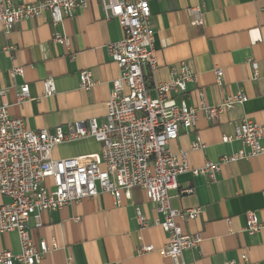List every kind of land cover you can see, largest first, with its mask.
Here are the masks:
<instances>
[{
    "label": "crops",
    "instance_id": "obj_1",
    "mask_svg": "<svg viewBox=\"0 0 264 264\" xmlns=\"http://www.w3.org/2000/svg\"><path fill=\"white\" fill-rule=\"evenodd\" d=\"M32 3L35 0H23ZM264 0H159L149 3L153 29V52L156 69H143L151 97L153 85L170 79L171 68L183 65L194 77L186 91L177 96L187 106L198 105V91H203L209 106H218L227 97L242 91L247 96L243 105L225 110L209 120L197 114L190 131L180 129L178 138L169 143L173 153L184 151L190 169H200L206 162L217 163L223 156L236 153L241 145L234 141L222 143L244 118L263 127L261 145L264 149ZM202 25L194 26L195 12ZM59 33L70 41L69 50L51 42ZM122 31L116 19L105 20L98 1L91 0L72 19L53 27L47 13L16 25L4 33L0 24V105L7 106L10 117L22 119L29 129L52 132L57 125L94 119L104 122L106 103L112 81L119 69L106 53L108 44L117 42ZM3 47H14L10 53ZM72 58V59H71ZM250 61V62H248ZM251 63L261 77L251 81ZM22 68L23 74L12 80L9 72ZM222 71L216 83L215 71ZM89 70L94 87L79 89V71ZM51 77L56 93L43 98L41 82ZM27 84L29 99L17 103L19 87ZM199 139L201 150L190 145ZM66 148V152L61 151ZM101 145L93 138L64 143L53 149L55 159L90 157L100 152ZM177 189L169 192L174 209L199 208L192 221L181 223L184 233H199L198 248L184 252L188 264H264V227L252 235L244 231L248 212L254 213L264 225V152L256 157L223 163L211 180L190 172L177 176ZM191 189L180 195L179 191ZM8 199L0 195V205ZM136 210L146 218L140 231ZM41 226L30 219V236L57 249L49 252L40 264H171L157 252L138 255L140 246L162 248L167 235L157 225L161 216L144 192L133 189L129 200L115 205L112 197L101 194L92 199L65 205L42 213ZM17 254L19 240L14 232L0 234V252ZM17 264V263H15Z\"/></svg>",
    "mask_w": 264,
    "mask_h": 264
},
{
    "label": "built area",
    "instance_id": "obj_2",
    "mask_svg": "<svg viewBox=\"0 0 264 264\" xmlns=\"http://www.w3.org/2000/svg\"><path fill=\"white\" fill-rule=\"evenodd\" d=\"M90 1L35 0L26 3L0 0V24L3 32L8 33L20 22L47 13L51 26L56 27L64 19H72L76 11L86 9ZM96 1L105 20L116 19L122 31L120 40L106 46L107 56L118 67L119 76L112 81L104 122L97 124L90 119L57 125L52 132L46 129L33 131L22 119L10 117L7 106L0 105V195L8 199V203L0 205V234L16 233L20 245L17 254L1 251L0 264H40L49 252L57 249L55 242L51 245L43 240L33 242L30 219H34L39 227L42 213L54 212L101 194L110 195L115 205L121 206L122 199L129 200L136 188L155 205L161 216L157 225L167 235L162 248L140 246L136 253L157 252L171 264H188L183 258L184 252L197 249L202 237L199 233H184L180 224L194 220L201 210L171 207L169 192L178 188L177 176L190 172L213 180L221 164L256 157L264 152L261 145L263 127L244 118L231 135L221 139L222 143L239 142L241 148L236 153L223 156L217 163L206 162L200 169H190L187 154L184 151L173 153L169 143L178 138L180 129L190 131L194 127L198 113L202 112L212 121L225 110L243 105L247 96L239 91L218 106H209L203 91H198V105L189 107L182 99L176 100L186 91L187 84L195 81L181 64L171 68L168 81L153 85L155 96L151 97L143 69H156L149 3L159 0ZM194 12L192 25H202L200 13ZM51 42L70 48L69 39L59 33L52 35ZM2 50L10 53L14 47H3ZM251 69V81L258 80L261 75L254 63H251ZM22 74V68L9 72L12 80ZM215 76L220 85L222 71L217 69ZM94 85L91 71H79L80 90L88 92ZM41 89L43 98L53 97L56 93L54 80L51 77L44 79ZM28 99L29 88L23 84L16 101L19 104ZM84 138H93L100 143V152L90 157H53L56 146ZM190 148L201 150L204 145L196 139ZM190 192L191 189H184L179 194ZM245 218L247 234L258 233L264 227L252 212L246 213ZM136 219L139 226L137 240L140 241V231L147 226V221L139 210H136Z\"/></svg>",
    "mask_w": 264,
    "mask_h": 264
},
{
    "label": "rangeland",
    "instance_id": "obj_3",
    "mask_svg": "<svg viewBox=\"0 0 264 264\" xmlns=\"http://www.w3.org/2000/svg\"><path fill=\"white\" fill-rule=\"evenodd\" d=\"M66 150H67L66 148H63L61 151H63V152L65 153V152H66Z\"/></svg>",
    "mask_w": 264,
    "mask_h": 264
}]
</instances>
